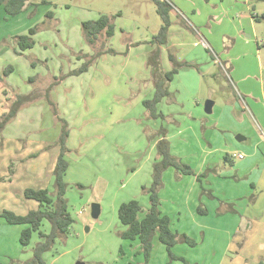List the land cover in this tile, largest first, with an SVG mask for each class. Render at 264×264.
Returning <instances> with one entry per match:
<instances>
[{
    "label": "rangeland",
    "instance_id": "rangeland-1",
    "mask_svg": "<svg viewBox=\"0 0 264 264\" xmlns=\"http://www.w3.org/2000/svg\"><path fill=\"white\" fill-rule=\"evenodd\" d=\"M181 4L177 7L179 13L173 12L169 17L164 46L153 40L161 25L153 0H29L25 10L16 17L6 15L0 7V118L8 113L18 96L30 98L0 131V213L11 211L25 215L37 210L36 201L24 198L23 192L28 188L46 189L54 198L53 172L61 152L59 140L62 131L67 134L64 199L73 223L66 237L56 240L53 248L43 255L44 264H137L143 259L138 241L119 237L125 227L118 220V207L136 200L144 211L149 208L147 190L157 162L156 144L166 138L168 132L173 136L171 155L185 156L192 162L191 167L197 161L201 163L204 155L200 142L205 144V140L198 122L197 135L188 141L187 127L195 123L191 117L210 120L223 117L230 127L217 129V132L240 147L247 146L255 134L261 137L259 127L250 118V107L245 109L235 96L234 75L239 74L257 85L260 78L264 81V1L250 0L249 3L255 17L254 32L243 35L242 41L248 40L246 35L251 41L245 45L239 41L234 48L232 38L223 39L222 52H229L233 75L229 67L219 61L224 59L221 52L205 51L207 47L202 43H198V48L188 47V0H181ZM225 9L229 11L231 7L225 6ZM101 15L110 18L114 34L110 38L103 34L94 45H89L82 36L81 24ZM233 18L237 20L235 14ZM208 22L206 20L207 28ZM32 27L36 28L32 35L33 47L17 54L19 49L14 37L27 35ZM194 41L199 42L192 39L190 43ZM158 47H167L163 50L165 59L171 55L177 63L187 66L178 68L167 85L169 96L159 103V112L165 115L171 112L172 116L161 113L163 117L154 119L143 103L154 94L146 61L148 54ZM200 51L211 54L217 63L213 64L208 56L211 65L206 73L199 75V81L194 82L191 73L196 72L188 70V52L200 56ZM89 60L87 70L76 74ZM159 63L163 72L172 69L170 61L162 58ZM8 68L11 72L5 73ZM207 100L214 103V111L209 115L204 112ZM236 104L244 109L239 110ZM235 105L242 119L247 118L248 125L229 122L230 117L236 121L232 112ZM237 136L246 140L238 141ZM225 145L222 141L220 148ZM223 152L231 155L227 149ZM227 169L229 166L225 170L220 167L219 172ZM197 175H200L196 183L198 192L202 189L200 193L209 197L211 191L203 189L208 183L203 175ZM232 179L236 184L245 182L244 174L238 180L233 176ZM2 186L7 187L5 192L1 191ZM248 192L235 201L239 210L235 213L239 236L245 232L239 222L240 212L254 206L251 204L253 192L249 195ZM258 192L253 211L258 213L256 218L261 215L264 222V189ZM94 203L100 207L96 219L90 213ZM24 228L9 225L0 217L1 264H26L32 258L38 236L33 233L30 244L22 247L19 235ZM258 228L251 242L245 246L235 243L233 247L203 245L199 239L200 228L190 231L192 236L187 232L195 243L190 245L181 240L182 231H178L172 250L176 253L188 250L184 253L188 261L181 257L188 264L264 262V233ZM42 229L48 233L49 224L43 222ZM156 252L154 249V256H158ZM166 259V264H183L181 260L170 259L167 251Z\"/></svg>",
    "mask_w": 264,
    "mask_h": 264
},
{
    "label": "crops",
    "instance_id": "crops-1",
    "mask_svg": "<svg viewBox=\"0 0 264 264\" xmlns=\"http://www.w3.org/2000/svg\"><path fill=\"white\" fill-rule=\"evenodd\" d=\"M164 1L169 3L172 7L169 12V17L173 16V12H175V14L179 13L177 7L181 4V0ZM249 3L250 0H203L196 2L194 0H188V47L198 48V43L204 41L207 48H202L205 51L213 52L214 50L219 53L221 52L226 60L223 59L219 61L228 66L233 75L234 68L228 60L229 52H222L223 39L226 37L232 38L235 48V44L242 41L243 35L246 33L251 35L252 31L254 32L252 21L255 17L251 13L252 10L250 9ZM225 6L231 7V9L226 11ZM234 14L237 20L233 18ZM206 20H209L208 28L206 27ZM245 38H248V40L242 41L244 45L247 41H251L249 40L250 36L246 35ZM192 39H198L199 42L194 41L192 42L193 44H191L190 41ZM164 49H167V47L159 48V59L163 58L165 62L169 63V61H166L168 58L165 59L163 57ZM200 52V56L198 54L192 55L191 52H188V70L196 72L191 73L194 82L199 81V75L201 76L203 73H206V69L211 65L208 56L212 58V55L203 53L202 51ZM212 60L213 64L217 63V60L213 58ZM184 61L187 60L185 59ZM234 81L236 83L235 96L243 103L245 109L250 107V118L259 127L258 131L261 137L255 134L247 146L240 147L238 143L229 140L225 135L221 136L217 132V129L230 127L224 122L223 117H215L213 120L201 116L191 117L195 123L187 127L188 134L190 135L188 141L197 135L196 124L200 122L202 129L201 135L205 140V144L202 143V141L200 142L202 145L201 150H203L204 155L203 159L201 163L197 161L195 162V166H190L194 175H181L173 168L166 169L161 175L162 186L158 191L160 201L158 208L162 215L169 218L170 229L172 231H177L175 233L182 231L180 234L188 238V234L192 236V232L190 231L200 228L202 236L199 239L202 241V244L206 246L224 245L233 247L235 243L238 246H245L254 239V237L251 236L258 226V231L262 234L264 233L263 217L260 215V218L257 219L258 213L253 211L258 201V190L264 189V81L260 78L257 85L254 82H249V80L239 74L234 75ZM152 91H154V88ZM168 96L169 94L166 97ZM166 97L163 98L161 102L166 99ZM148 99L151 98H147V100ZM160 104L158 103L156 106L158 112ZM236 105L235 109L233 108L232 111L236 116V121L232 120V117H230L231 119L229 118V122L231 123V121H233L237 125H248L247 118L242 119L243 115L237 111ZM238 108L239 110L244 109L243 106H238ZM213 111L214 108L212 107V113ZM160 113L163 114L162 111ZM165 114L166 113L163 115L172 116L171 112L168 113L169 115ZM239 121L241 122L239 123ZM178 125L181 127L182 123L180 122ZM233 127L236 129L239 128V126L235 127L234 125ZM181 132L182 131L179 133ZM220 132L222 133L224 131ZM172 139L173 136H170L168 132L165 140L169 143V152L173 151ZM239 139V141L246 140V138L242 137ZM222 141L226 144L224 148H220ZM224 149L230 151L231 155L228 153L223 154ZM238 155H242V158L239 159L237 157ZM172 156L178 158L184 164L192 165V162H189L188 158L181 154L173 153ZM234 160L237 161L236 164ZM222 161L223 164L220 165ZM227 166H229L230 169H227L225 172H219L220 167L225 170ZM197 174L203 175L205 181L208 183L203 189L211 191L209 192V197H205L200 193L202 189L198 192L196 183H198L197 181L199 180L197 176L200 175ZM243 174L245 182L236 184L232 176L238 180ZM201 182L203 187V180H201ZM199 186L201 187L200 184ZM6 190L7 187L2 186L1 191L5 192ZM247 191H249L248 195L250 192H253L251 195V204L254 206L252 209L250 208L248 210L246 207L242 213L240 212L242 217L239 222L245 229V232L242 236H239V227L237 226L238 218L235 216V213H239V210L235 207V201L238 200L242 193L246 195ZM256 197L257 200L254 202ZM221 203H225V205L222 206ZM198 204L201 206V213L197 211ZM143 205L144 204H142V206ZM145 205L143 207L147 208ZM222 208H226V210H221ZM137 246L139 247V244ZM154 249L157 250L156 253H158V256L153 255ZM164 250L157 236H154L152 239L151 257L148 264H158V262L159 264H166V251ZM172 251L175 256L184 257L188 261L186 258L187 256L184 254L185 252L188 253V250L184 249L182 252L183 254L176 253L174 250ZM142 263L143 259L137 262V264Z\"/></svg>",
    "mask_w": 264,
    "mask_h": 264
},
{
    "label": "trees",
    "instance_id": "trees-1",
    "mask_svg": "<svg viewBox=\"0 0 264 264\" xmlns=\"http://www.w3.org/2000/svg\"><path fill=\"white\" fill-rule=\"evenodd\" d=\"M28 1L29 0H0V6H2L6 15L14 17L25 10ZM153 2L161 21L159 31L153 37V40L156 41L158 45H166L168 28L170 25L169 12L172 7L164 0H153ZM42 3L45 4L46 2L42 1ZM35 32L36 28L32 27L28 30L27 35L14 37L19 49V51H16L17 54H21L23 51L33 47L34 42L32 40V35H34ZM81 32L84 40L89 45H94L103 34L106 38L112 37L114 34V26L109 17L101 15L94 21L83 22L81 24ZM159 51V47L151 51L146 61V67L150 72L154 86V94L152 99L144 101L143 106L149 116L154 119L163 117V115L157 111L156 106L169 94L167 90L168 83L172 81L178 68L187 66L185 63H177L175 59L169 55L168 59L172 64V69L169 72L161 71ZM90 62L91 60L85 63L76 74L85 72ZM10 72L11 68L5 71V73ZM29 101L30 98L27 96L17 97L11 104L8 113L1 116L0 131L9 120L15 117L21 105ZM66 136V131H62L59 140L61 152L57 158L53 172L55 187L54 198L46 189L34 190L28 188L23 192L24 198L36 201L39 205L37 210H30L25 215H18L11 211H3L0 213V217L3 218L7 224L25 227L19 235V243L22 247L28 246L31 242L33 233H37L38 242L32 249V258L26 264H44L42 259L43 255L53 248L56 240H62L66 237L73 223L64 199L66 184L63 178L68 168L67 161L64 158V153L67 151L64 142ZM156 147L158 154L157 162L153 165L152 182L147 190L149 194V208L144 211L136 200L120 204L117 215L120 224L125 227V230L120 232L119 237L123 240L138 241L139 251L143 256L142 264H148L150 260L152 239L154 236H157L159 242L165 246L170 259L181 260L183 264H188L183 258L175 256L172 253V248L177 242L176 239H178V234L170 229L169 218L160 213L158 208L160 204L158 191L162 186L161 175L166 169L173 168L181 175H194V172L189 165L182 163L178 158L170 154L169 143L165 138L160 139ZM198 177L199 176H197V179H199ZM143 211V216L139 217ZM197 211L198 213L202 212L200 205L197 207ZM43 222H47L50 226V231L48 233L42 229ZM181 240L190 245L195 244L192 239L184 235H181ZM257 264H264V262L261 260Z\"/></svg>",
    "mask_w": 264,
    "mask_h": 264
},
{
    "label": "water",
    "instance_id": "water-1",
    "mask_svg": "<svg viewBox=\"0 0 264 264\" xmlns=\"http://www.w3.org/2000/svg\"><path fill=\"white\" fill-rule=\"evenodd\" d=\"M213 102L210 101V100H207L205 101L204 103V112L205 114H211L212 113V107H213ZM240 137H237L236 139L239 141ZM90 213H91V216L96 219L98 216H99V213H100V207L98 204L94 203V204H91L90 206ZM77 264H84V263H77Z\"/></svg>",
    "mask_w": 264,
    "mask_h": 264
},
{
    "label": "built area",
    "instance_id": "built-area-1",
    "mask_svg": "<svg viewBox=\"0 0 264 264\" xmlns=\"http://www.w3.org/2000/svg\"><path fill=\"white\" fill-rule=\"evenodd\" d=\"M202 45H204L205 47H207V45L204 43V42H202ZM263 136H264V132H263ZM239 159H241L242 158V155H238L237 156Z\"/></svg>",
    "mask_w": 264,
    "mask_h": 264
}]
</instances>
